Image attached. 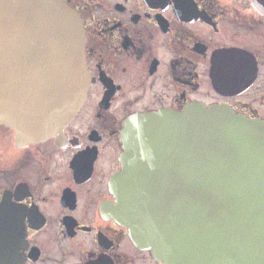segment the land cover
<instances>
[{
  "label": "flooded vegetation",
  "instance_id": "1",
  "mask_svg": "<svg viewBox=\"0 0 264 264\" xmlns=\"http://www.w3.org/2000/svg\"><path fill=\"white\" fill-rule=\"evenodd\" d=\"M63 1L85 30L90 86L59 137L23 142L0 124V264L21 225V264H166L119 220L125 123L193 105L264 120V4Z\"/></svg>",
  "mask_w": 264,
  "mask_h": 264
},
{
  "label": "water",
  "instance_id": "2",
  "mask_svg": "<svg viewBox=\"0 0 264 264\" xmlns=\"http://www.w3.org/2000/svg\"><path fill=\"white\" fill-rule=\"evenodd\" d=\"M85 42L63 0H0V124L18 140L59 137L75 117ZM123 142L112 188L137 246L166 264H264V120L223 106L140 113ZM24 232H6L1 264L22 263Z\"/></svg>",
  "mask_w": 264,
  "mask_h": 264
},
{
  "label": "bare ground",
  "instance_id": "3",
  "mask_svg": "<svg viewBox=\"0 0 264 264\" xmlns=\"http://www.w3.org/2000/svg\"><path fill=\"white\" fill-rule=\"evenodd\" d=\"M20 140L23 141V142H27L26 140H24V139H22V138H19V141H20Z\"/></svg>",
  "mask_w": 264,
  "mask_h": 264
}]
</instances>
